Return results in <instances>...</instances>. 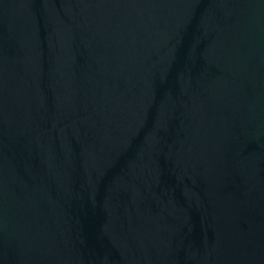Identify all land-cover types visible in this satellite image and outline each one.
<instances>
[{"label": "water", "instance_id": "95a60500", "mask_svg": "<svg viewBox=\"0 0 264 264\" xmlns=\"http://www.w3.org/2000/svg\"><path fill=\"white\" fill-rule=\"evenodd\" d=\"M0 264H264V0H0Z\"/></svg>", "mask_w": 264, "mask_h": 264}]
</instances>
